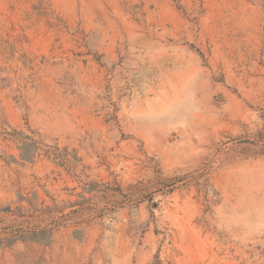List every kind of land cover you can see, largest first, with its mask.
<instances>
[{"label": "rangeland", "instance_id": "1", "mask_svg": "<svg viewBox=\"0 0 264 264\" xmlns=\"http://www.w3.org/2000/svg\"><path fill=\"white\" fill-rule=\"evenodd\" d=\"M0 264H264V0H0Z\"/></svg>", "mask_w": 264, "mask_h": 264}]
</instances>
